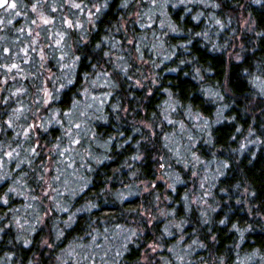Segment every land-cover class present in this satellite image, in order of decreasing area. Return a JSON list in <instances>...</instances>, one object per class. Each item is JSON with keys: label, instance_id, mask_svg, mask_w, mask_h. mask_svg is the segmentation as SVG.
I'll use <instances>...</instances> for the list:
<instances>
[{"label": "clouds", "instance_id": "obj_1", "mask_svg": "<svg viewBox=\"0 0 264 264\" xmlns=\"http://www.w3.org/2000/svg\"><path fill=\"white\" fill-rule=\"evenodd\" d=\"M0 264H264V0H0Z\"/></svg>", "mask_w": 264, "mask_h": 264}]
</instances>
